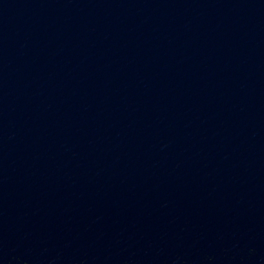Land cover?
Instances as JSON below:
<instances>
[{"label": "water", "instance_id": "obj_1", "mask_svg": "<svg viewBox=\"0 0 264 264\" xmlns=\"http://www.w3.org/2000/svg\"><path fill=\"white\" fill-rule=\"evenodd\" d=\"M0 264H264V0H0Z\"/></svg>", "mask_w": 264, "mask_h": 264}]
</instances>
